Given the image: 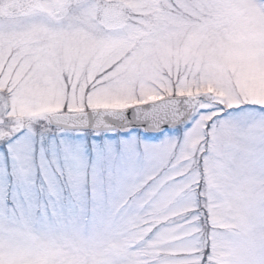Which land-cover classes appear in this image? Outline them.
Instances as JSON below:
<instances>
[{
	"label": "snow or ice",
	"instance_id": "obj_1",
	"mask_svg": "<svg viewBox=\"0 0 264 264\" xmlns=\"http://www.w3.org/2000/svg\"><path fill=\"white\" fill-rule=\"evenodd\" d=\"M0 264H264V0H0Z\"/></svg>",
	"mask_w": 264,
	"mask_h": 264
}]
</instances>
